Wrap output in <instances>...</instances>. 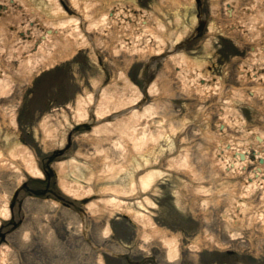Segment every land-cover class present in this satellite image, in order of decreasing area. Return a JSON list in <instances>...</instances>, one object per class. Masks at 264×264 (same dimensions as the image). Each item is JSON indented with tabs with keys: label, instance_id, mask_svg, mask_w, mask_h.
<instances>
[{
	"label": "rangeland",
	"instance_id": "rangeland-1",
	"mask_svg": "<svg viewBox=\"0 0 264 264\" xmlns=\"http://www.w3.org/2000/svg\"><path fill=\"white\" fill-rule=\"evenodd\" d=\"M15 1V8L20 6L23 16L21 26L15 28L17 38L28 45L13 46L23 43L11 35L12 43L0 50V77L10 80L9 92L0 97V148L5 147L6 160L20 173L12 166L2 167L0 201L6 197L10 202L16 187L25 180L27 187L20 193L21 203L18 201L12 209L16 219H24L23 225L10 232L11 213L2 219L0 247L10 249L7 264H264V219L249 222V216L241 219L240 213L237 219L241 220L235 221L224 215L230 201H237L243 194L244 178L256 160L247 166L245 174L240 173L244 175L235 178L226 176L223 166L214 160V151L219 154L218 139L224 143L228 137L241 140L249 134L252 143L258 144L253 132L247 130L264 131V80L259 82V77L264 76V57L254 53V47L264 43L258 0H182L186 6L180 9V0H98L99 11H107L109 2L115 7L122 2V6L132 8L131 20L113 17L106 27L92 25L94 11L87 16L83 7L76 8L72 0H60L64 10H59V14L64 18L78 17L85 36H80L78 42H68V47L78 48L69 59L44 72L45 57L54 52L60 58L68 50L61 53V45L52 47L49 43L42 51L39 42L45 32L46 15L40 14L39 7L43 2L30 3L39 8L34 16L27 9L28 2ZM227 1L234 2L235 16H228ZM4 3L12 5V0ZM177 9L181 11V21L176 20ZM144 15L153 20L160 17L167 28L138 38ZM28 22L31 23L27 26ZM250 22L260 25L251 29ZM151 23L153 27L157 25ZM149 35L164 38L161 44L165 47L160 54L155 51L157 42L150 41ZM126 38L129 48L139 42L141 47L149 44L151 51L132 55L120 45L112 49ZM157 39L160 42V37ZM181 52L203 59L201 71L210 74L206 79L222 80V88L209 94L198 90L190 79L169 80L164 63ZM170 63L173 70L176 64ZM242 67L245 71L240 74ZM123 77L141 92L140 97L109 113L105 108V114L99 117L96 107L105 87L116 82L119 89L113 92L133 94L130 87L124 89ZM153 85L158 89L152 91ZM255 86L261 87V92L254 96V102L250 90H256ZM91 93L94 100L88 106L89 114L86 119L76 118L78 101ZM159 98L162 113L143 119V123L149 120L151 132L160 137L148 140L139 150L127 142L126 153L119 155L120 150L109 142L129 130L125 129L124 117L133 110L142 112L145 107L158 104ZM223 99L232 111L226 133L219 128L220 121L225 123L219 118ZM118 103L114 100L110 109ZM240 111L246 119L245 127L234 123V116ZM158 118L163 122L159 123ZM109 121L112 124L107 126L108 133L91 136L93 127ZM117 126L125 130H118ZM136 127L134 124L128 128ZM170 133L172 142L167 139ZM69 134L72 141L67 147ZM20 143L26 147V153L17 157L12 150ZM100 146L107 148L105 154L98 152ZM148 146L149 152L143 154ZM133 150L138 155L134 160L129 159ZM225 154L231 156L227 150ZM30 156L42 174L33 175L28 169L26 159L30 160ZM184 159L188 160L184 164L187 166H183ZM107 162L113 168L105 166ZM46 169L55 174L49 183L38 178L46 176ZM149 170L161 174L148 190H140L138 185L133 190V180L140 181ZM262 190L257 185L248 200L253 198L259 203ZM113 193L127 202L118 206L103 202ZM84 199L87 203L83 205ZM93 202L98 204L92 205ZM140 214L144 217H138ZM85 220L89 222L86 228ZM91 222L95 224L92 227ZM164 236L177 246L178 252L172 258Z\"/></svg>",
	"mask_w": 264,
	"mask_h": 264
},
{
	"label": "bare ground",
	"instance_id": "bare-ground-1",
	"mask_svg": "<svg viewBox=\"0 0 264 264\" xmlns=\"http://www.w3.org/2000/svg\"><path fill=\"white\" fill-rule=\"evenodd\" d=\"M27 3V6L29 9V11L31 13L37 14L36 13V9L38 8L37 5L30 4L36 0H24ZM5 0H0V50H2V48L7 44V43H12L9 39V37L11 35H13L14 40H18L22 42L23 44H21L20 46L17 45H13L16 46L18 48L20 47H24L26 45H28L27 43H25L24 40H22V38H17V31L15 30V28L17 27V25L21 26L20 24V20L23 18V16H20V11H21V7L19 6L18 9L15 8V0H12V5H8L7 3H4ZM41 2H43V4H41V6L38 8L40 10V14L43 13L44 15H46L45 18V23H43L46 27H45V32L42 34V38L39 42V44H41L40 49H42V51H45L46 46L49 45V43H51V46L56 47V46H60L61 45V49L60 52H64L65 50H68L67 53H64V55H62L60 62H64L67 59H69V57L71 55L74 54V52H76L77 49H72L69 46V44L71 42H78V38H80V36H82V38L85 36V34H83L82 32H84V29L81 27V20L76 17V16H70V18H64L63 14H59V10H64L60 0H41ZM73 4L76 6V8L81 10V7H83V10H85L86 15L89 16L90 11H94V14L96 15L94 18V22H93V26H100L101 24H103L104 27H106V24H110L112 22L113 17H115V13L114 11H112V9L107 10V11H99V6L97 5L98 0H72ZM261 2V3H260ZM15 3V4H14ZM232 2H230L231 4ZM226 4V3H225ZM229 4V3H228ZM228 4H226V12L228 15L230 16H235V14L237 13L236 11V7H232L229 8L230 10L228 11ZM234 4V3H232ZM231 4V5H232ZM257 4H259L260 7H262V9L260 10V16L262 19V25L259 26V28L261 29L263 27L264 24V0H258ZM37 6V7H36ZM112 7V6H110ZM180 9V8H179ZM26 12V11H25ZM27 14V13H26ZM59 14V15H58ZM55 21H52V17H56ZM33 16V17H34ZM59 16H61L59 18ZM176 20L177 21H181L182 20V16H181V11H176ZM124 17V15H123ZM117 20V17H115ZM125 18V17H124ZM58 19V21H57ZM152 19V20H151ZM151 21L157 22V30H153ZM114 22H116L114 20ZM31 22H28L27 26L30 25ZM129 23V22H126ZM181 23V22H180ZM16 24V25H15ZM140 29L142 30L141 33H139L138 38L141 35H145L148 32L150 33H158L161 30H164L165 28H167V26H165L164 21L160 18L157 17L156 20H153L152 17L150 16H143V19L141 18L140 21ZM129 25V24H128ZM127 25V26H128ZM257 25L260 24H254V22H250V28L252 29H256ZM18 26V27H19ZM213 26L216 27V23L213 22ZM26 28V26L24 27ZM17 29V28H16ZM186 32H188L189 30L187 28H185ZM76 34V37H75ZM158 37H160V42L157 39ZM158 37L156 38L155 36H150L149 35V40L150 41H156L157 42V49L155 51H157L156 53L160 54L163 51V48L165 46H163L161 43H164L165 40L164 38H162L161 35H158ZM177 39H179V36L177 37ZM139 41V40H138ZM70 42V43H68ZM83 43H87L85 42V40L82 41ZM119 43V44H118ZM115 45L112 47V49H117L118 47L121 46L122 49L126 48V51H129L130 54H135V53H139V52H146L149 53L151 51V46L149 44H147L144 47H141V44H136L134 45V47L129 48V41L126 38V40H122L119 41ZM175 43V42H173ZM79 47L81 46L78 43ZM77 45V46H78ZM120 45V46H118ZM264 45V43H263ZM260 45V47H254V53L255 56H262L264 57V46ZM83 46V45H82ZM70 48V49H68ZM146 48V49H145ZM44 49V50H43ZM54 54V52L52 53ZM67 54V55H66ZM53 56V55H51ZM50 56V57H51ZM50 57H45V59L42 60V62L47 61ZM31 59V58H30ZM175 63L176 65H174V69H171V63L170 61ZM169 62L167 61L166 64L164 63V72H168V78L170 79H190L192 82L196 83L197 88H199L198 90H202L204 92H207L209 94L216 92L217 90H220L222 88L223 82L222 80L220 82L217 81H213L211 80H207L206 76H210V74H205L201 71V69L204 67L205 63L203 61V59H200V57H192L190 55H188L186 52H181L176 54L175 56L169 58ZM1 63V62H0ZM1 70V69H0ZM245 70L242 69L240 70V74H242V72H244ZM122 72V71H121ZM175 72V73H173ZM175 74V75H173ZM242 76V75H241ZM254 76V75H253ZM261 76V75H260ZM257 77V76H256ZM124 82H125V87L124 89H126L127 87H130L133 91V94L131 96H126L124 92H113V90H117L119 88H117V83H114V86L111 85L109 88H104L103 90V95L99 101V106L96 107V113H98V116L101 117L102 115L105 114V111L109 109V111H107V113H109L111 110L117 109V107L122 106V105H127L129 103H134L141 95V92L137 89L134 88V86L131 84V82L129 80H127L126 77ZM260 80H264V76L263 77H259V82L261 83ZM119 87V86H118ZM159 87V86H158ZM158 87H156L155 85H153L152 87V91H155L156 89H158ZM9 88H10V80H7L6 78L0 77V97H4L8 92H9ZM261 88V87H259ZM160 89V88H159ZM112 90V92H111ZM139 91V92H138ZM116 93V94H115ZM137 95V97H135ZM94 94H89L88 98H82L78 101V106L76 107V118H80V119H86V116L89 114V104L91 102H93L94 100ZM259 97V96H258ZM129 98V99H128ZM119 100V103L116 104V107L110 109L111 106H109V104H111L112 102L114 103V100ZM260 99V98H259ZM258 99V100H259ZM121 100V101H120ZM264 100V97H263ZM158 104H151L150 106L145 107V109L140 112L138 110H133L130 116L124 117L126 118V123H124L127 128H125L126 130L129 129L126 133V131L124 133H121L120 138H117L115 141L113 140L112 143H110L111 147L115 148V149H119L120 153L119 155H122L124 153H126L127 151V147L126 144L127 142L131 145L133 144L134 148L136 150L142 149L147 142H149L148 140L154 141L157 140L160 135H156L155 133H153V131L151 132V127H150V123L149 120L147 121V123H143L145 122L149 116H152L154 114H158L162 113V111H160V109L162 108L160 103V98L159 101L157 102ZM229 104H227L224 107V111L219 112V118L220 120H223L224 122H230V115H231V109L230 107H228ZM106 108V110H105ZM105 110V111H104ZM158 110V111H157ZM106 113V114H107ZM237 114H235L234 118H235V124H239L242 127H245V123H246V119L245 117L242 115L241 111L240 112H236ZM208 114L209 111L206 113V116L208 118ZM67 115V114H66ZM16 117V116H15ZM146 119V120H143ZM155 119V118H153ZM158 122H163L162 118H158L157 119ZM166 121V120H165ZM221 122V121H220ZM219 122V128L221 129L222 132L226 133V129L224 127L221 126V123ZM13 123V122H12ZM144 126L142 127L143 124ZM112 123L106 122L104 123V125H99L97 127H93L92 128V134L91 136L95 137L96 134H100L101 132H106L108 133L109 128L107 127L108 125H111ZM136 124V128L134 129H130L128 127H130L131 125ZM172 124V123H171ZM15 125V123H14ZM13 125V126H14ZM129 125V126H128ZM142 127V128H141ZM163 128H165L163 126ZM175 128V125L173 124L171 129ZM116 129H120V130H125L124 127H119L117 126ZM176 128L172 131V133H174L173 135H175V131ZM247 131L252 132L253 131V137L254 140L256 141V143H258V146L255 147L254 149L250 148L249 145V139L251 142H253L252 138L249 136V134H245L243 135L241 140H235L234 138H230L228 137V140L226 142L223 143V140L218 139V145H217V149L219 150V154L217 153V151H214V160L220 164V166H223L224 172L226 173V176H231L234 177L236 175L238 176H242L244 175L247 170H244L247 168V166L249 165V163L251 162V152L249 149H251L252 151H254V153L256 154V156L258 157V163H257V167L255 170H252L250 173H248L246 175V177L244 178L243 181V186H242V195L239 197V199L236 200H231V205L229 206V210L226 214H224L225 216L230 215L231 219H235V221H239L241 219H244L245 217H247L246 215H248L249 217L247 218L249 220V222H253V221H257L260 218L264 219V146L261 148L259 143H263L264 144V133L260 132L258 133V128H249ZM112 132H114V129H112ZM151 132V133H150ZM172 133H170V136H167V139H169V141L171 140V142L173 141V136ZM209 135V134H208ZM208 135L206 134V136L208 137ZM159 136V137H158ZM100 138V137H99ZM5 148V147H4ZM3 147L0 148V170L2 169V167H13V169L15 170V172L20 173V169L16 168L14 165H12L11 163H9L6 158L7 156H5L4 152L2 151V149H4ZM149 146L147 147V149L145 151H143V154H145L146 152H149ZM26 147L20 143L16 146H14V149L12 150L13 153L19 157L21 156L25 151ZM231 150L232 154L231 156H227V154H225L226 150ZM107 148H104L102 146H100L99 149V153L101 154H105ZM220 154H222L221 156H219ZM23 156V155H22ZM25 156V155H24ZM103 156V155H102ZM137 153L135 152V150L131 151L130 155H129V159H135L137 158ZM227 156V157H226ZM25 158V157H24ZM102 160L105 161L104 156L101 157ZM144 159V157H142ZM232 158L234 160H232ZM26 159V158H25ZM27 167L28 169L33 173V175H38V174H42V170L39 169V167H37V165L35 164V162L33 161V158L30 156V160L27 158ZM146 160V159H145ZM148 160V158H147ZM232 160V162H231ZM104 161L102 162L104 164ZM129 162V160H127ZM188 160L184 159L183 160V166H187L184 165ZM107 167L113 168L108 162L106 163ZM140 166V164L138 165V167ZM11 167V168H12ZM137 167V168H138ZM191 167H186V170H189ZM241 168V169H240ZM226 169V170H225ZM62 171V169H61ZM240 173H244V174H240ZM160 172L157 173L156 170H149L146 174H144L141 178L140 181H134L133 180V185H132V189L135 190L137 189V185L140 188V190H148V188H150L151 183L156 179L157 176H160ZM103 176L102 173H100V177ZM230 182V181H228ZM260 183V184H259ZM235 185V184H234ZM257 185H260L261 188H263V194L259 196L258 199H260L259 203H255L256 200H254L253 198H251V200H248L247 197L250 194V192L252 191V189H255V187H257ZM111 188V187H110ZM112 189V188H111ZM111 189H107V190H111ZM117 191V188H113ZM230 189V188H229ZM220 190V189H219ZM126 192V191H123ZM242 199V200H240ZM149 200V199H148ZM2 202V204H1ZM103 202H106L107 204H113L115 206L121 205V203H126L125 201H123L122 199L119 198V194L117 193H113L111 196L105 197L103 198ZM94 204L92 205H97L98 203L93 202ZM0 224L3 223V218L8 217L10 214V210L8 208V203L6 201V197L3 198L2 201H0ZM141 204V203H140ZM142 205V204H141ZM237 210H239V212L236 214ZM230 211V212H229ZM241 214V219H237L239 217V215ZM144 217L143 215H139L138 217ZM157 230V229H156ZM166 235V234H164ZM235 235V234H233ZM167 236H164L163 238L166 239L165 241L169 244L170 246V253L169 256L170 258L173 257V255L178 252L177 250V246L176 244L172 243L169 241V238ZM236 237V235H235ZM172 241V240H171ZM10 249L8 247H0V264H7L9 263V253Z\"/></svg>",
	"mask_w": 264,
	"mask_h": 264
}]
</instances>
